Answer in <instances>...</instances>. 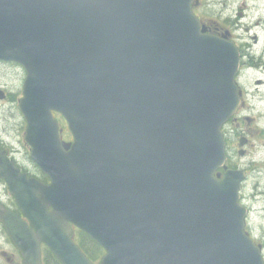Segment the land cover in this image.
Returning <instances> with one entry per match:
<instances>
[{"label": "water", "instance_id": "95a60500", "mask_svg": "<svg viewBox=\"0 0 264 264\" xmlns=\"http://www.w3.org/2000/svg\"><path fill=\"white\" fill-rule=\"evenodd\" d=\"M193 1L0 0V59L27 70L26 140L51 181L0 150L29 223L2 205L0 221L24 264H41L42 244L62 264H92L73 224L106 249L101 264H264L221 132L241 102L240 51Z\"/></svg>", "mask_w": 264, "mask_h": 264}, {"label": "rangeland", "instance_id": "374dc122", "mask_svg": "<svg viewBox=\"0 0 264 264\" xmlns=\"http://www.w3.org/2000/svg\"><path fill=\"white\" fill-rule=\"evenodd\" d=\"M199 1L196 14L202 21L213 28H221L222 32L230 31L239 45L248 44L245 48H250L237 81L244 90L246 103L253 109L247 116L256 118V120L252 118V123L247 128L250 127L256 132L253 137L254 147L250 149L259 151L256 159L259 168L251 170V180L245 184L243 191V196L248 200L243 204L252 207L248 214L246 231L258 244L263 245L264 255V199L260 195L264 191V177L259 179L260 175L264 176V148H261V145H264L262 134L264 132V0ZM226 19L229 20L228 24ZM23 76L21 68L0 62V85L9 93L15 94L17 91L19 93L23 86ZM259 80H262V83L258 84ZM22 121L15 105L7 103L0 107V138L15 143L25 155L24 147L18 143L23 134L20 126ZM13 125L18 127L15 128ZM233 130L232 125L225 130L226 136L230 139ZM63 139L70 141L72 136L70 133H64ZM237 142L238 138L234 143L230 142L231 147L237 146ZM236 152L230 153L232 164L240 167L248 163L250 158L242 159ZM19 261L18 251L0 225V264H18Z\"/></svg>", "mask_w": 264, "mask_h": 264}, {"label": "flooded vegetation", "instance_id": "af4514ba", "mask_svg": "<svg viewBox=\"0 0 264 264\" xmlns=\"http://www.w3.org/2000/svg\"><path fill=\"white\" fill-rule=\"evenodd\" d=\"M0 105H1V102H0ZM251 110H253L252 107L249 104H247L245 101L244 102V109L242 110L241 117H239L240 115L237 114V116H236L237 118L234 119L235 121H237L236 126L238 127L237 128L238 135L241 137L247 138V146L245 148V157L250 158V159H249L248 163H246V165H244V168H245V171L247 172L248 180L251 179V170L252 169L255 170V169L259 168L258 163L256 161V159L258 157V153H256V150L250 149L254 146L253 137H255L254 135L256 132H254L253 129H251L250 127L247 128V126H249L252 123V118L254 120H256L255 117L251 118V117L247 116L251 112ZM232 122H234V121H232ZM262 134L264 135V132H262ZM261 148H264V145H261ZM0 149L6 150L9 153L10 157L12 159L16 160L18 166L23 171L27 172L30 176H37L38 175L37 171H39V170L36 168V166L31 164L30 160L29 161L27 160L26 156H23V154L20 153L17 146H15V145L9 146L7 143H2V144H0ZM27 162L29 163V165ZM263 177H264L263 175H260L259 179H263ZM0 184L2 185V187H0V202H2L5 206H7L9 208H13L19 212L18 207L16 205V202L13 199V197L10 195L9 189H8L7 185L5 184V182L0 180ZM260 195H261L262 199H264V191H262ZM250 197H251V195H250ZM18 264H20V263H18Z\"/></svg>", "mask_w": 264, "mask_h": 264}, {"label": "trees", "instance_id": "16d2710c", "mask_svg": "<svg viewBox=\"0 0 264 264\" xmlns=\"http://www.w3.org/2000/svg\"><path fill=\"white\" fill-rule=\"evenodd\" d=\"M76 241L92 261L96 262L103 255L102 247L89 238L85 233L77 231ZM44 254V264H60L50 250L45 249Z\"/></svg>", "mask_w": 264, "mask_h": 264}]
</instances>
